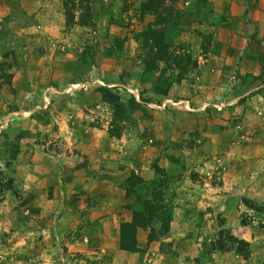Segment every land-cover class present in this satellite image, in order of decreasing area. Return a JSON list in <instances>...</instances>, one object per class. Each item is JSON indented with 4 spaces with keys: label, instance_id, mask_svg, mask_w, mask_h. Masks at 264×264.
Instances as JSON below:
<instances>
[{
    "label": "rangeland",
    "instance_id": "rangeland-1",
    "mask_svg": "<svg viewBox=\"0 0 264 264\" xmlns=\"http://www.w3.org/2000/svg\"><path fill=\"white\" fill-rule=\"evenodd\" d=\"M244 4L0 0V264H112L80 250L108 201L94 178L114 187L127 264L175 257L176 216L195 264H245L233 239L264 264V20ZM249 49L258 75L200 81L201 60Z\"/></svg>",
    "mask_w": 264,
    "mask_h": 264
},
{
    "label": "crops",
    "instance_id": "crops-1",
    "mask_svg": "<svg viewBox=\"0 0 264 264\" xmlns=\"http://www.w3.org/2000/svg\"><path fill=\"white\" fill-rule=\"evenodd\" d=\"M209 3H211L214 6H225L227 4H232V7H236L235 4L242 3L240 7H237L238 9H234L232 11L233 15L236 13L238 15H241L242 13H246L247 7L244 4L245 0H208ZM242 1V2H241ZM257 2L258 9L255 10V13L258 16V19H263L264 20V0H254ZM244 4V5H243ZM229 9H231L229 7ZM237 10V11H236ZM251 12L249 16H251ZM246 53L243 54V50L239 51V55L237 54V51L235 54L232 56L228 54H221L218 57L214 55H209L207 58L204 60L200 61V77H201V82H205V87L207 88L208 84L206 83H222L223 80L231 79L232 74H239L240 76H247V75H258L259 72V67L258 62L256 59H254L253 55L250 53L249 50H245ZM229 70V71H226ZM231 70V71H230ZM204 91V90H203ZM191 102L195 103L196 99H191ZM94 159L88 158L90 160V163H93L96 165L98 162L101 161V155H94ZM103 162L106 161V156ZM96 160V161H95ZM69 161L73 163V159L70 157L68 160H66V163H69ZM110 158L107 159V165L110 163ZM111 167V166H107ZM22 170L32 173L34 172V167L31 166H21L20 167ZM95 168V166L93 167ZM98 169V168H97ZM100 173H102V169L98 170ZM32 177V176H31ZM86 192H89L91 194H99L103 195L106 194L108 195V201L104 204L105 206L102 205V202L100 201L99 205H96L94 207V211L90 209L92 216L89 218V220H85L79 225H81V236L84 238L85 243H82L80 245V250L84 252L87 255L94 256V259H99L103 258L104 254H106L110 258V263L114 264L117 261L121 260L122 264H127V260H133V261H139L140 256L137 253H124L120 251L119 249V220H118V204L116 200L114 199L113 195L115 194L114 187L112 188H106L103 185V181H99L97 179H88V182L85 186ZM179 221H182L180 223ZM78 219H76V224H78ZM186 219L183 218L181 220L180 216H176L174 218V222L172 223V230L170 233L169 238L166 239V242H171L174 241V246L173 249L177 247V244L179 242H182V244L179 246V249L176 251L175 257H172V255H166L165 253H160L156 257L150 259L148 262L153 264H195L194 262V257L190 254H186L184 249L185 245L183 242L188 243V239H185V234L183 230L181 231L180 229L179 232H174V227L179 228L180 225L179 223L185 224ZM69 225V224H68ZM74 224H71V226ZM70 226V225H69ZM185 225H182L184 227ZM181 227V228H182ZM177 231V230H176ZM238 258L239 255L237 256ZM230 257L228 254H220L217 255V260L220 261L221 263H225L226 260H229ZM251 259V258H249ZM248 259V260H249ZM152 260V261H151ZM187 260V261H186ZM248 260H244V263ZM145 263V262H144ZM140 264V263H139ZM198 264V263H197ZM240 264V261H239Z\"/></svg>",
    "mask_w": 264,
    "mask_h": 264
},
{
    "label": "trees",
    "instance_id": "trees-1",
    "mask_svg": "<svg viewBox=\"0 0 264 264\" xmlns=\"http://www.w3.org/2000/svg\"><path fill=\"white\" fill-rule=\"evenodd\" d=\"M154 12L157 13L156 10ZM0 178L3 179V182H4V180H7V178H4V175L3 174H0ZM9 181L10 182H13L14 180H12V179L10 180L9 179ZM3 182L0 181V189H1V191H5V190L8 191V190H11L12 189V186H11L10 183L8 185V183H3ZM137 218H139V217L138 216L135 217V220H136L135 223H132V224H128L127 225V229H130L131 227H133V228H145V227L148 226V225H146L144 223H141L140 221L137 222ZM162 225H164L162 227V230L164 232H167L168 231V225H167V227H165V223L163 221H162ZM124 241H125V238L123 237V232H122V249L124 251H128V252L134 251V246L132 244L131 245H125V242ZM232 242L238 244V248H236L237 253L240 256H242L245 260H247L249 258V256H250L249 250H248V243L247 242H244V241H238L236 239H233Z\"/></svg>",
    "mask_w": 264,
    "mask_h": 264
}]
</instances>
